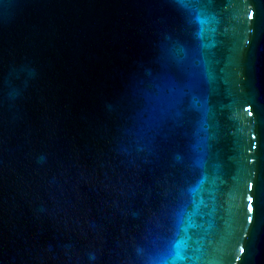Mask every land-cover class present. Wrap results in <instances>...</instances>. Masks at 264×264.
I'll return each mask as SVG.
<instances>
[{
  "label": "water",
  "instance_id": "1",
  "mask_svg": "<svg viewBox=\"0 0 264 264\" xmlns=\"http://www.w3.org/2000/svg\"><path fill=\"white\" fill-rule=\"evenodd\" d=\"M0 264H264V0H0Z\"/></svg>",
  "mask_w": 264,
  "mask_h": 264
}]
</instances>
